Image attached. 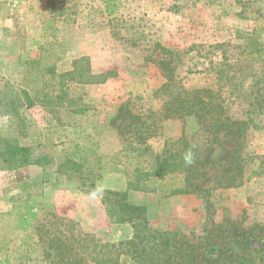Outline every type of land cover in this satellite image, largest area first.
I'll return each instance as SVG.
<instances>
[{"label":"rangeland","instance_id":"rangeland-1","mask_svg":"<svg viewBox=\"0 0 264 264\" xmlns=\"http://www.w3.org/2000/svg\"><path fill=\"white\" fill-rule=\"evenodd\" d=\"M167 50L174 75L188 89L217 88L223 71L229 112L248 120L239 113L256 107L250 103L257 88L264 91V0H0V140L27 147L37 160L29 165L42 171L37 183L18 182L12 171L21 167L10 168L0 157V264H55L35 230L48 206L99 241L131 237V226L111 222L101 196L78 188L58 164L79 143L102 156L98 189L117 190L126 182L123 157L113 158L121 139L110 120L124 104L133 112L161 108L155 90L165 82L158 62L169 58ZM223 56L227 65L220 71L216 64ZM258 111L247 121L243 147L248 172L256 173L240 187L211 190V207L196 193H129L130 202L146 207L155 228L179 230L201 246L207 234H220L211 242V256L201 249L206 261L236 259L264 243V105ZM182 126L198 140L192 118H168L149 145L160 152L164 139L179 137ZM234 147L233 133H220L212 150H204L203 188L228 167ZM15 197L20 207L9 214ZM120 263L134 264L125 255Z\"/></svg>","mask_w":264,"mask_h":264},{"label":"trees","instance_id":"trees-1","mask_svg":"<svg viewBox=\"0 0 264 264\" xmlns=\"http://www.w3.org/2000/svg\"><path fill=\"white\" fill-rule=\"evenodd\" d=\"M47 5L52 8L51 2ZM167 54L168 59L158 62L165 77V82L155 90L162 97L161 108L158 111L147 109L145 112H133L129 104H124L110 120L121 139V148L113 158L121 161L123 157L120 167H123L126 176L125 189H98L96 182L104 172L102 156L79 143H73L71 151L58 164V172L69 171L68 176L63 174L78 188H86L101 196L106 217L114 223L129 224L132 228L131 237L119 243L99 241L94 235L83 231L75 220L58 216L48 206L37 217L35 230L41 246L53 254L55 264H121V255L127 256L134 264H256L257 259L260 262L263 260L264 243L254 248L247 247L244 251L246 254L236 259L217 256L214 262L206 261L200 256L201 249H206L211 256L214 253L211 242L219 238L220 234H207L204 236L205 244L201 246L191 242L187 234L179 230L153 227L147 218L146 207L129 201L131 191L161 192L164 195L196 193L205 198L209 208L212 206V200L209 201L211 190L240 187L249 180V173H256L248 172L243 147L247 121L252 123L261 114L257 110L264 105V91L259 93L257 88L254 102L250 103L256 107L239 113L248 120L232 115L226 96L221 92L226 84L221 70L227 65V57L223 56L222 61L216 64L222 72V82L217 88L188 89L174 75L172 52L167 50ZM49 73L55 75L52 67ZM260 78H263L264 88V72ZM258 82L259 78L252 86ZM238 97L241 104L243 94L239 93ZM189 117L201 131L198 140L193 134L189 138L182 126L179 137L164 139L160 152L151 148L149 140L157 135L161 121L178 118L185 122ZM220 133H233L235 147L229 156L228 167L215 172L214 185L203 188L201 181L207 176L203 164L207 151L204 154V150H212ZM0 157L10 168L37 164L27 147L11 146L3 139L0 140ZM186 158H190L191 163H187ZM117 163H112V166L116 167ZM16 201V197L11 199L9 214L20 207Z\"/></svg>","mask_w":264,"mask_h":264},{"label":"crops","instance_id":"crops-1","mask_svg":"<svg viewBox=\"0 0 264 264\" xmlns=\"http://www.w3.org/2000/svg\"><path fill=\"white\" fill-rule=\"evenodd\" d=\"M37 166L35 165H29V166H24L21 167L17 170L12 171V173H15V180L18 182H23V183H37L38 180H41V174L40 170H37ZM103 178V177H102ZM101 178V180H102ZM108 180V179H107ZM107 189H115L113 186H105ZM126 187V182L123 183L122 186L116 188V189H125ZM54 201V200H53ZM139 205V203H137Z\"/></svg>","mask_w":264,"mask_h":264},{"label":"clouds","instance_id":"clouds-1","mask_svg":"<svg viewBox=\"0 0 264 264\" xmlns=\"http://www.w3.org/2000/svg\"><path fill=\"white\" fill-rule=\"evenodd\" d=\"M186 162L187 163H191V159L190 158H186Z\"/></svg>","mask_w":264,"mask_h":264}]
</instances>
